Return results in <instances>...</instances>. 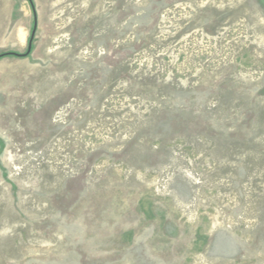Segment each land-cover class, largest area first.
Listing matches in <instances>:
<instances>
[{
  "label": "rangeland",
  "instance_id": "rangeland-1",
  "mask_svg": "<svg viewBox=\"0 0 264 264\" xmlns=\"http://www.w3.org/2000/svg\"><path fill=\"white\" fill-rule=\"evenodd\" d=\"M0 0V264H264V0Z\"/></svg>",
  "mask_w": 264,
  "mask_h": 264
},
{
  "label": "trees",
  "instance_id": "trees-1",
  "mask_svg": "<svg viewBox=\"0 0 264 264\" xmlns=\"http://www.w3.org/2000/svg\"><path fill=\"white\" fill-rule=\"evenodd\" d=\"M30 1V4L32 6V9L34 10V15L36 16V13H35V6H34V2L33 0H29ZM28 54H19V53H15V52H7V53H4V54H1L0 55V58L4 57V56H26Z\"/></svg>",
  "mask_w": 264,
  "mask_h": 264
},
{
  "label": "water",
  "instance_id": "water-1",
  "mask_svg": "<svg viewBox=\"0 0 264 264\" xmlns=\"http://www.w3.org/2000/svg\"><path fill=\"white\" fill-rule=\"evenodd\" d=\"M36 30H37V23L35 22L34 28H33V31H32V34H31V37H30V40H29V45H28V49H27V53L26 54H29L31 52V50H32L33 40L35 38Z\"/></svg>",
  "mask_w": 264,
  "mask_h": 264
}]
</instances>
